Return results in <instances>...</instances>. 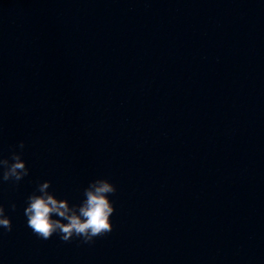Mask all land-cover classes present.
Here are the masks:
<instances>
[{
    "label": "clouds",
    "instance_id": "clouds-1",
    "mask_svg": "<svg viewBox=\"0 0 264 264\" xmlns=\"http://www.w3.org/2000/svg\"><path fill=\"white\" fill-rule=\"evenodd\" d=\"M20 151L12 150L10 157L0 158L2 181L19 183L29 175L26 161L22 159L25 142L21 140L16 145ZM51 181L38 184L37 194L33 192L27 198L24 214L27 225L33 233L42 240H49L54 234L61 241L70 242L74 237L83 243H92L96 237H103L113 230L111 216L115 209L109 199L117 191L116 186L108 179L98 178L84 189V199L79 205H69L67 199H57L49 192ZM15 211L16 205L11 204ZM55 217V218H54ZM66 221V222H65ZM0 227L7 232L12 231V221L5 214L4 206L0 205Z\"/></svg>",
    "mask_w": 264,
    "mask_h": 264
}]
</instances>
